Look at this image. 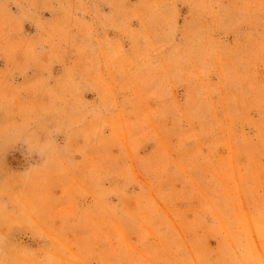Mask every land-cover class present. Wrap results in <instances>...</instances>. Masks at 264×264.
<instances>
[{
    "label": "rangeland",
    "instance_id": "obj_1",
    "mask_svg": "<svg viewBox=\"0 0 264 264\" xmlns=\"http://www.w3.org/2000/svg\"><path fill=\"white\" fill-rule=\"evenodd\" d=\"M0 264H264V0H0Z\"/></svg>",
    "mask_w": 264,
    "mask_h": 264
}]
</instances>
